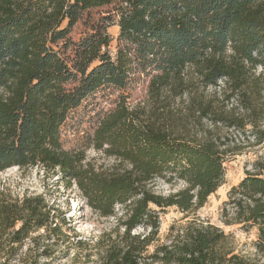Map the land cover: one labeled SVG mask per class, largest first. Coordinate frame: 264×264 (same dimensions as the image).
Segmentation results:
<instances>
[{"label":"trees","instance_id":"trees-1","mask_svg":"<svg viewBox=\"0 0 264 264\" xmlns=\"http://www.w3.org/2000/svg\"><path fill=\"white\" fill-rule=\"evenodd\" d=\"M100 8H109L107 15L86 16L87 32L71 40L77 22ZM113 19L118 35L111 56L107 29ZM257 67L264 75L262 0H0V172L56 170L75 182L100 216H114L121 207L116 237L100 253L102 264H250L226 248L221 229L194 218L172 224L166 241L148 250L159 231L151 206L175 207L187 217L224 176L220 145L177 131L182 123L165 98L146 111L121 97L99 120L91 146L118 161L109 173L85 163L83 152L65 150L60 129L98 89H124L140 74L149 78L148 94L156 100L187 85V69L204 87L224 80L254 112ZM155 179L182 188L162 196L153 191ZM224 204L233 210L226 223L256 227L255 248L264 253V159L229 190ZM54 211L41 195L13 202L0 197V264H13L31 233L61 235L63 223L55 222ZM139 226L148 233H132Z\"/></svg>","mask_w":264,"mask_h":264},{"label":"rangeland","instance_id":"rangeland-1","mask_svg":"<svg viewBox=\"0 0 264 264\" xmlns=\"http://www.w3.org/2000/svg\"><path fill=\"white\" fill-rule=\"evenodd\" d=\"M264 1V0H262ZM109 8L90 10L73 27L70 38L77 41L87 32L84 20L86 16L96 19L106 16ZM115 19V18H114ZM113 21L107 29L112 38L109 52H116L118 27ZM260 67L253 71L259 77V94L255 99V111H250L248 100L241 94H233L224 80L216 86L204 87L192 69L186 70L184 81L176 93L163 91L156 100L148 94L149 78L136 74L124 89L104 87L87 96L81 105L70 112L60 129L62 147L70 152L81 151L85 163L97 171L112 172L120 164L113 157L96 151L91 146V138L99 120L112 111L121 97L131 107H143L146 111L155 108L161 99L167 100L166 108L172 109L181 121L176 129L188 138L197 141L213 140L224 152V176L221 185L211 194L205 204L196 212L184 217L175 207L158 211V241H154L148 250L152 251L156 243L165 242L168 229L172 224L182 225L191 219L202 225H212L226 235V248L231 254L245 259L250 264H264V253L257 252L256 227L243 224H227L232 217V208L225 205L229 190L236 186L247 173L254 172V165L264 159V75ZM168 111V110H167ZM153 191L167 196L182 188V183L167 184L155 179ZM0 197L8 202L23 197L41 195L46 204L55 211V222H62V234L46 235L43 229L31 233L20 245L13 264H102L99 260L103 246L108 239L116 237L117 218L121 207L115 208L116 214L102 217L91 209L81 195L74 181L68 182L59 173L46 172L40 167L30 169L10 168L0 172ZM119 229V233L122 232ZM148 228L137 227L134 234H147ZM103 238V244L98 241ZM81 244H77V243Z\"/></svg>","mask_w":264,"mask_h":264},{"label":"bare ground","instance_id":"bare-ground-1","mask_svg":"<svg viewBox=\"0 0 264 264\" xmlns=\"http://www.w3.org/2000/svg\"><path fill=\"white\" fill-rule=\"evenodd\" d=\"M15 168V167H14Z\"/></svg>","mask_w":264,"mask_h":264}]
</instances>
